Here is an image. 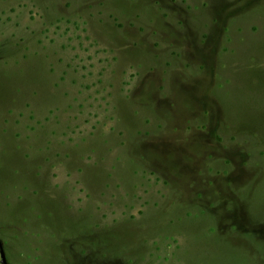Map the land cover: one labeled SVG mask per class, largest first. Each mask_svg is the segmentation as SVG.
I'll return each instance as SVG.
<instances>
[{"label":"rangeland","instance_id":"obj_1","mask_svg":"<svg viewBox=\"0 0 264 264\" xmlns=\"http://www.w3.org/2000/svg\"><path fill=\"white\" fill-rule=\"evenodd\" d=\"M7 264H264V0H0Z\"/></svg>","mask_w":264,"mask_h":264},{"label":"water","instance_id":"obj_2","mask_svg":"<svg viewBox=\"0 0 264 264\" xmlns=\"http://www.w3.org/2000/svg\"><path fill=\"white\" fill-rule=\"evenodd\" d=\"M0 264H7L5 254L1 246V242H0Z\"/></svg>","mask_w":264,"mask_h":264}]
</instances>
